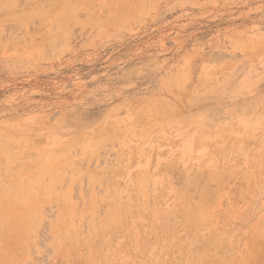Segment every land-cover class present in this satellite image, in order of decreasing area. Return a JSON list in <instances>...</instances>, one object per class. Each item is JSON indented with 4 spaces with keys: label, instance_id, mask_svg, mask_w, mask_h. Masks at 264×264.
<instances>
[{
    "label": "rangeland",
    "instance_id": "obj_1",
    "mask_svg": "<svg viewBox=\"0 0 264 264\" xmlns=\"http://www.w3.org/2000/svg\"><path fill=\"white\" fill-rule=\"evenodd\" d=\"M53 1L0 0V264H263L264 0Z\"/></svg>",
    "mask_w": 264,
    "mask_h": 264
},
{
    "label": "bare ground",
    "instance_id": "obj_2",
    "mask_svg": "<svg viewBox=\"0 0 264 264\" xmlns=\"http://www.w3.org/2000/svg\"><path fill=\"white\" fill-rule=\"evenodd\" d=\"M9 1H10V0H9ZM48 1H49V4H51L50 2H52V6L55 4V2H54L53 0H51V1H50V0H44L43 3H46V2L48 3ZM11 2H12V1H11ZM53 2H54V3H53ZM56 2H57V0H56ZM7 4L9 5L10 2H9V3H8V2H7V3H3V4H2V5H3L2 7H5ZM13 4H14V3H12V5H13ZM49 4H46V5H49ZM8 5H7L6 7H10L11 4H10L9 6H8ZM12 5H11V7H12ZM46 5L44 4L45 7H46ZM0 7H1V5H0ZM2 7H1V8H2ZM47 7H48V6H47ZM47 7H46V8H47ZM50 7H51V6H50ZM50 7H49V8H50ZM49 8H47L46 10H48ZM5 9H7V8H5ZM3 10H4V8H3ZM32 10H33V9H32ZM32 10H30L31 13H33ZM1 11H2V10L0 9V12H1ZM6 11H8V9H7ZM13 11H15V9H14ZM68 11H70V10H68ZM2 12H3V11H2ZM27 12H28V11H27ZM34 12H35V10H34ZM70 12H71V11H70ZM3 14H4V13H3ZM7 14H9V13H7ZM33 14H34V13H33ZM27 15H29V14H27ZM30 16H31V15H30ZM28 17H29V16H28ZM21 18H22V17H21ZM21 18H19V19H17V20H20L21 23H22L23 20H24L23 22H25V21L27 22V20L24 18V16H23V18H22L23 20H21ZM57 19H58V20H57ZM57 19L55 20V24L60 23L61 25H63L61 22H56V21H60L61 18L58 17ZM62 21H63V20H62ZM26 22H25V24H26ZM28 22H30V20H28ZM28 22H27V23H28ZM64 22H66V21H64ZM60 24H59V25H60ZM64 24H65V23H64ZM17 25H18V24H17ZM19 26H20V24H19ZM26 26H27V25H26ZM63 26H64V25H63ZM63 26H62V27H63ZM56 27L58 28V27H60V26H58V24H57ZM58 29H60V28H58ZM60 30H61V32H62V28H61ZM60 30H59V31H60ZM63 30H64V27H63ZM11 31H12V30H11ZM7 32H9V31H7ZM12 33H13V32H12ZM62 33H63V32H62ZM62 33H61V34H62ZM2 38H3V37H2ZM0 40H1V39H0ZM4 40H5V42L7 41L6 39L3 38V40H1V45H2V43H3ZM4 44H5V43H4ZM1 45H0V46H1ZM175 84H176V83H175ZM198 89H199V88H198ZM157 104H158V103H157ZM168 108H169V107H168ZM166 109H167V108H166ZM167 110H168V109H167ZM141 111H142V110H141ZM151 112H152V111H151ZM168 112H169V111H168ZM161 113H163V112H161ZM169 113H170V112H169ZM169 113H168V114H169ZM136 114H137V113H136ZM136 114H135V115H136ZM152 114H153V113H152ZM134 117H135V116H134ZM155 120H157V119H155ZM159 121H160V120H159ZM137 124L139 125V123H137ZM140 124H141V122H140ZM142 124H143V122H142ZM147 124H148V123H147ZM147 124H146V125H147ZM138 125H137V126H138ZM109 126H110V125H109ZM106 127H107V126H106ZM111 130H112V128H111ZM107 132H108V131H107ZM96 133H97V132H96ZM100 133H101V132H100ZM103 133H104V132H103ZM94 135H95V134H94ZM94 135H92V136H94ZM101 135H102V134H101ZM114 135H115V134H114ZM100 138H101V137H100ZM84 139H85V138H83V140H84ZM103 140H104V139H103ZM105 140H107V138H106ZM99 141H102V139L99 140ZM112 141L114 142V140H112ZM103 142H105V141H103ZM97 143H98V142H97ZM100 143H101V142H100ZM105 143H106V142H105ZM105 143H104V145H106ZM89 144H90V143H89ZM101 144H102V143H101ZM117 145H118V144H117ZM64 146H65V145H64ZM82 146H84V145H82ZM97 146L99 147L100 145L98 144ZM97 146H96V147H97ZM102 146H103V145H102ZM106 146H107V145H106ZM106 146H105V147H106ZM12 147H13V146H12ZM12 147L8 146V148H7L8 150L6 149V151H8V152H12V151H10V150L12 149ZM100 147H101V146H100ZM100 147H99V148H100ZM14 149H15V148H14ZM62 149H63V148H62ZM91 149H92V148H91ZM93 150H94V149H93ZM97 150H98V149H97ZM88 151H89V150H88ZM18 152H21V151L18 150ZM22 152H23V151H22ZM89 152H90V151H89ZM93 152H94V151H93ZM93 152H92V154H94ZM56 153H57V152H56ZM84 153H85V152H84ZM132 153H133V152H132ZM123 154H124V155H123ZM6 155H9V154L6 153ZM14 155H15V153H13L12 155H9V156H11V157L13 156V157H14ZM66 155H67V154H66ZM66 155H65V156H66ZM121 155L125 156L126 154H125V152H123V153H121ZM65 156H64V157H65ZM67 156H68V155H67ZM67 156H66V157H67ZM69 156H70V155H69ZM83 156H84V155H83ZM118 156H119V155H118ZM123 156H122V157H123ZM131 156H132V158H133V154H132ZM62 157H63V156H62ZM14 158H15V157H14ZM78 158H79V157H78ZM123 158H124V160H125V157H123ZM123 158H122V159H123ZM21 159H22V157H21ZM23 159H24V158H23ZM83 159H84V157H83ZM129 160H130V159H129ZM81 161H82V160H81ZM72 162H73V161H72ZM70 164H71V163H70ZM10 165H13V164L11 163ZM75 165H76V163L73 164V167H77V166H75ZM136 165H137V164H135V166H136ZM68 166H69V165H68ZM115 167H116V166H115ZM115 167H114V168H115ZM138 167H139V166H138ZM2 168H3V167H2ZM8 168H9V167H8ZM116 168H117V167H116ZM116 168H115V169H116ZM70 169H71V168H70ZM72 169H73V168H72ZM74 169H75V168H74ZM74 169H73V170H74ZM81 169H82V168H81ZM117 169H118V168H117ZM170 169H171V167H170ZM0 170H1V169H0ZM63 170H64V169H63ZM102 170H103V169H102ZM168 170H169V169H168ZM9 171H10V170H9ZM66 171H67V170H66ZM64 172H65V171H64ZM68 172H69V170H68ZM194 172H195V171H194ZM70 173H71V172H70ZM70 173H69V174H70ZM103 173H104V172H103ZM62 174H63V172H62ZM67 174H68V173H67ZM71 174H72V173H71ZM73 174H74V173H73ZM75 174H76V173H75ZM77 174H78V173H77ZM80 174H81V173H80ZM80 174H79V175H80ZM0 175H2V174H0ZM14 175H15V173H14ZM63 175H65V174H63ZM79 175H78L77 177H79ZM131 175H132V174H131ZM65 176H66V175H65ZM74 176L76 177V175H74ZM85 176L88 177V175H85ZM98 176H99V175H98ZM100 176H101V175H100ZM143 176H144V174H143ZM147 176H148V175H147ZM11 177H12V176H11ZM15 177H16V176H15ZM54 177H56V176H54ZM91 177H93V176L90 175V178H89V179H91ZM94 177H96V176H94ZM103 177L106 178L107 175H106V176L103 175ZM144 177H145V176H144ZM57 178H58V177H57ZM147 178H148V177H147ZM2 179H4V178H2ZM12 179H13V178H12ZM14 179H15V178H14ZM61 179H62V178H61ZM78 179H79V178H78ZM148 179H149V178H148ZM148 179H145L146 182H145L144 184H150V183H147V180H148ZM19 180H20V179H19ZM19 180H18V181H19ZM59 180H60V178L58 179V183L61 182V180H60V181H59ZM67 180H68V179H67ZM87 180H88V179H87ZM96 180H97V177H96ZM96 180H94V181H96ZM105 180H106V179H105ZM105 180L103 179V181H105ZM3 181H6V180L4 179ZM11 181H12V180H11ZM11 181H10V182H11ZM14 181H15V180H14ZM20 181H21V180H20ZM73 181H75V180H73ZM76 181H78V180H76ZM91 181H92V180H91ZM91 181H90V182H91ZM94 181H93V182H94ZM103 181H102V182H103ZM126 181H127V180H126ZM143 181H144V180H143ZM214 181H215V178H214ZM214 181H213V182H214ZM8 182H9V181H8ZM87 182H89V180H88ZM90 182H89V183H90ZM100 182H101V181H100ZM102 182H101V183H102ZM107 182H108V181H105V183H107ZM0 183H1V181H0ZM51 183H52V182H51ZM51 183H50V184H51ZM55 183H56V181H55ZM58 183L56 184L57 186H58ZM95 183H96V182H95ZM98 183H99V182H98ZM113 183L117 184V183H119V182H117V181L114 180ZM113 183H112V184H113ZM182 183H183V182H182ZM210 183H212V181H210ZM2 184H3V183H2ZM22 184H23V183H22ZM25 184H26V183H25ZM50 184H49V185H50ZM53 184H54V183H53ZM71 184H72V183H71ZM108 184H109V183H108ZM144 184H143V185H144ZM0 185H1V184H0ZM6 185H7V184H6ZM12 185H13V184H12ZM28 185H29V184H28ZM28 185H27V186H28ZM39 185H40V184H38V185L36 184V187L39 186ZM46 185L48 186V184H45L44 186H46ZM72 185H75V184H72ZM30 186H31V185H30ZM41 186H42V184H41ZM91 186H92V185H91ZM106 186H109V185H106ZM106 186H105V187H106ZM120 186H121V185H120ZM201 186H202V185H201ZM211 186H212V185H211ZM1 187H2V186H1ZM18 187H20V186H18ZM18 187H17V188H18ZM28 187H29V186H28ZM31 187H32V186H31ZM55 187H56V186H55ZM105 187H104V189H105ZM110 187H111V186H110ZM213 187H214V186H213ZM213 187H212V188H213ZM20 188H21V187H20ZM29 188H30V187H29ZM193 188H194V187H193ZM7 189H8V187H7ZM7 189H5V190H7ZM22 189H23V188H22ZM24 189H25V188H24ZM27 189H28V188H27ZM47 189H48V188H47ZM52 189H53V187H52ZM59 189H61V188H58V190H59ZM134 189H135V188H134ZM9 190H10V189H9ZM34 190H35V189H33V190H31V191H33V192L35 193ZM36 190H37V188H36ZM53 190L56 191V189H53ZM58 190H57V191H58ZM111 190H112V189H111ZM10 191H12V189H11ZM26 191H27V190H26ZM39 191H41V188H40V187H39V190H38L37 192H39ZM136 191L138 192L137 189H136ZM192 191H193V190H192ZM27 192H29V190H28ZM71 192H72V191H71ZM73 192H74V191H73ZM144 192H145V191H144ZM188 192H189V191H188ZM6 193H7V192H6ZM18 193H19V192H18ZM25 193H26V192H25ZM30 193H31V192H30ZM68 193H69V192H68ZM109 193H110V192H109ZM31 194H32V193H31ZM35 194H36V193H35ZM190 194H192V193H190ZM190 194H189V195H190ZM4 195H5V194H4ZM4 195H2V196H3V197H6V196H4ZM20 195H21V194H20ZM32 195H34V194H32ZM44 195H45V194H44ZM52 195H53V194H52ZM71 195H72V194H71ZM95 195H96V194H95ZM2 196H0V197H2ZM8 196H10V195H8ZM8 196H7V197H8ZM11 196H12V195H11ZM21 196H22V195H21ZM54 196H55V195H54ZM143 196H145V200H147V199H146V198H147V194L145 193ZM50 197H51V196H50ZM50 197H49V198H50ZM16 198H18V197H16ZM52 198H53V196H52ZM103 198H104V197H103ZM18 199H19V198H18ZM64 199H65V198H64ZM64 199H63V200H64ZM19 200H20V199H19ZM19 200H18V201H19ZM22 200H23V199H22ZM44 200H45V199H44ZM59 200H61V199H59ZM23 201H24V200H23ZM42 201H43V200H42ZM56 201H57V200H56ZM1 202H2V201H1ZM83 202H84V201H83ZM20 203H21V202H20ZM84 203H85V202H84ZM69 204L72 205V203H69ZM147 204H148V202H147ZM82 205H83V204H82ZM141 205H142V204H141ZM105 206L107 207V205H105ZM105 206H104V207H105ZM139 206H140V205H139ZM148 206H149V205H148ZM82 207H83V206H82ZM84 207H85V206H84ZM109 207H110L109 210H107L108 208H106L107 211H106V214L104 213L103 218H98V219H100L98 222L94 223V222H95V221L93 220V219H94V216H93V218H91V220L93 221V223L90 221V222H91L90 224H91V225L94 224V227H93V228L91 227V225L88 224V221L86 222V224H88V225L90 226V227L88 228V230L91 229V232L88 231V234H89V233H92V230L94 229V230H93V231H94L93 233H94V236H95L94 239H96L97 242H99L100 239L105 238V237H107V238L109 237V239L111 238V240H113V238H114V236H115L116 233H119V232L121 233L122 230L125 228L124 226H125V224H126V220H127L128 216H129L130 209H134V208H135V205L132 206V207H130L128 204H126L125 202H122L120 199H118V202H113V203H111V204L109 203ZM146 207H147V205L145 206V208H146ZM72 208H73V207H72ZM76 208H77V207H76ZM76 208H75V209H76ZM65 209H66V208H65ZM85 209H86V208H85ZM76 210H77V209H76ZM76 210H74V212H77V213H78V210H79V209H78L77 211H76ZM42 211H43V210H42ZM80 211H81V209H80ZM34 212H39V211H34ZM34 212H32V213H34ZM93 212H94V211H93ZM102 212H103V211H102ZM41 213H43V212H40V214H41ZM138 213L140 214V212H138ZM71 214H72V213H70V216H71ZM74 214H75V213H74ZM32 215H33V214H32ZM32 215H31V216H32ZM37 215H38V213H37ZM63 215H64V214H63ZM75 215H76V214H75ZM75 215H73V216H75ZM101 215H102V214H101ZM101 215H100V216H101ZM31 216H30V217H31ZM33 216L35 217L36 214H34ZM77 216H78V215H77ZM30 217H29V218H30ZM36 218H37V217H36ZM73 218H74V217H73ZM81 218H82V222H83V217L81 216ZM1 219H2V217H1ZM27 219H28V218H27ZM76 219H77V217H76ZM76 219H75V220H76ZM95 219H96V218H95ZM73 220H74V219H73ZM75 220H74V221H75ZM77 220H79V219H77ZM87 220H89L88 217H87ZM36 221H37V220H36ZM46 221H48V220H46ZM65 221H67V220H65ZM74 221H72V223H73ZM79 221H80V220H79ZM85 221H86V220H85ZM85 221H84V222H85ZM130 221H131V220H130ZM51 222H52V221H51ZM76 222H77V221H76ZM82 222H81V223H82ZM217 222H218V221H217ZM34 223H35V222L32 221V226H34V225L36 226V224H34ZM33 224H34V225H33ZM64 224H65V223H64ZM84 224H85V223H84ZM52 225H53V224H52ZM55 225H56V224H55ZM75 225H76V224H75ZM77 225H78V224H77ZM208 225H209V224H208ZM32 226H31V227H32ZM35 226H34V228H35ZM58 226H59V224H58ZM73 226H74V225H73ZM95 226H97V228H95ZM147 226H148V225H147ZM218 226H219V225H218ZM56 227H57V226H56ZM36 228H37V227H36ZM78 229H79V226H78ZM84 229H86V228H84ZM120 229H122V230H120ZM2 230H4V229H2ZM34 230H35V229H34ZM81 230H82V229H81ZM81 230L79 229L80 232L78 231V232H79V233H78L79 235H81V232L83 233V231H81ZM119 230H120V231H119ZM31 231H32V230H31ZM31 231H30V232H31ZM76 231H77V230H76ZM86 231H87V229H86ZM30 232H28V233L30 234ZM33 232H34V231H33ZM35 232H36V231H35ZM62 233H63V232H62ZM69 233H70V232H69ZM74 233H75V232H74ZM85 233H86V232H85ZM31 234H33V233H31ZM31 234H30V235H31ZM33 235H34V234H33ZM92 235H93V234H92ZM92 235L90 234L89 237L92 236ZM81 236H83V235H81ZM84 236H85V235H84ZM124 236H125V234H124ZM124 236H123V237H124ZM127 236H128V235H127ZM132 236H133V238H135L134 233H131V235H130L131 239H132ZM212 236H213V235H212ZM252 236H253V235H252ZM87 237H88V236H87ZM89 237H88V238H89ZM256 237H257V236H256ZM37 238H38V237H37ZM70 238H71V237H70ZM70 238H67V240H69ZM74 238H77V237H74ZM83 238H85V237H83ZM124 238H125V237H124ZM182 238H183V237H182ZM33 239H34V238H33ZM33 239H32V241H33ZM60 239H61V238H60ZM63 239H64V238H63ZM131 239H130V240H131ZM252 239H253V238H252ZM55 240H56V238H55ZM77 240H78V239H77ZM32 241H31V242H32ZM51 241H52V240H51ZM61 241H62V240H61ZM61 241H60V242H61ZM240 241H241V240H240ZM261 241H262V240H260V242H261ZM65 242H67V241H65ZM76 242H77V241H76ZM255 242H257L256 245H258V240L255 241ZM6 243H7V241H6ZM77 243H78V242H77ZM79 243H80V242H79ZM79 243H78V244H79ZM262 243H263V242H262ZM32 244H33V243H32ZM96 244H97V243H96ZM56 245H57V244H56ZM254 245H255V244H254ZM260 245H261V244H260ZM260 245H259V246H260ZM31 246H32V245H31ZM28 247H29V246H28ZM52 247H53V246H52ZM56 247H57V246H56ZM256 247H257V246H256ZM10 248H11V247H10ZM66 248H68V247H66ZM66 248H65V250H66ZM260 248H261V247H260ZM102 249H104V246H103ZM255 249H256V248H255ZM263 249H264V248H263ZM263 249H262V250H263ZM82 250H83V249H82ZM257 250H260V249L258 248ZM11 251H12V250H11ZM253 251H254V250H253ZM255 251H256V250H255ZM2 252H3V251H2ZM260 252H261V253H264V252H262L261 250H260ZM260 252L258 251V253H260ZM12 254H13V253H12ZM22 254H24V251H23ZM82 254H83V253H82ZM256 256H257V255H256ZM259 256H260V257H259ZM262 256L264 257V255L259 254L257 257L260 259ZM29 257H30V256H29ZM29 257H28V258H29ZM81 258H82V257H81ZM150 258H152V257H150ZM253 258H254V257H253ZM70 259H71V258H70ZM251 259H252V258H251ZM67 260H68V259H67ZM253 260H254V259H252L251 262H253ZM256 260H258V259H255V261H256ZM57 261H58V260H57ZM248 261H249V258H248ZM66 262H67V261H66ZM153 262H154V261H153ZM161 262H162V261H161ZM185 262H186V261H185ZM244 262H245V261H244ZM258 262L261 263V260H259ZM258 262L256 261V262H254V263L256 264V263H258ZM171 263H172V262H171ZM260 263H258V264H260ZM262 263L264 264V262H262ZM51 264H52V263H51ZM67 264H68V263H67ZM71 264H72V263H71ZM156 264H157V263H156ZM160 264H161V263H160ZM172 264H175V263H172ZM214 264H216L215 261H214ZM250 264H252V263H250Z\"/></svg>",
    "mask_w": 264,
    "mask_h": 264
}]
</instances>
